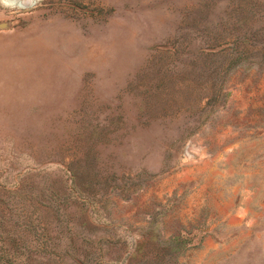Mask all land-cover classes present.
<instances>
[{"label": "rangeland", "instance_id": "obj_1", "mask_svg": "<svg viewBox=\"0 0 264 264\" xmlns=\"http://www.w3.org/2000/svg\"><path fill=\"white\" fill-rule=\"evenodd\" d=\"M0 0V264H264V0Z\"/></svg>", "mask_w": 264, "mask_h": 264}, {"label": "bare ground", "instance_id": "obj_2", "mask_svg": "<svg viewBox=\"0 0 264 264\" xmlns=\"http://www.w3.org/2000/svg\"><path fill=\"white\" fill-rule=\"evenodd\" d=\"M34 3V1H31V0H25V1H22V3L20 4V7L22 8H26L27 6H30Z\"/></svg>", "mask_w": 264, "mask_h": 264}]
</instances>
